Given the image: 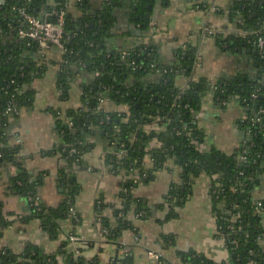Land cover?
Segmentation results:
<instances>
[{
    "label": "trees",
    "instance_id": "trees-1",
    "mask_svg": "<svg viewBox=\"0 0 264 264\" xmlns=\"http://www.w3.org/2000/svg\"><path fill=\"white\" fill-rule=\"evenodd\" d=\"M68 1L53 0L50 4L49 0H0V176L5 162L22 165L18 145H3L8 140L9 119L24 108H32L35 99L33 81L48 70L47 63L30 56L39 52L37 42L19 38L22 20L16 7L25 6L37 16L62 9L65 10L66 34L65 50L56 77L60 98H70L76 71L95 75L83 86L81 107L68 108L65 113L55 112L63 141L60 149L71 168L93 149L95 144L88 135L94 131L101 133L113 147L104 154V163L121 177L119 201L107 203L101 195L95 201L96 217L101 230H105L107 241L115 243L118 249L124 248L122 233L135 228L130 214L139 218L151 215L153 207L145 198L135 196L134 189L153 180L156 172L173 160L180 167V180L171 184L164 201L155 207L167 208V218L177 217L178 209L192 192L195 178L201 174L209 175L216 236L224 239L229 251L228 260L223 261L211 259L194 249L179 251L180 261L176 264L264 263L261 244L264 198L258 200L254 196V189L264 175V48L257 45L258 37L264 36V0H238L226 12L242 33L224 36L223 31H216L214 35L220 47L245 51L259 70V79L238 75L219 77L214 81L205 76L195 77L198 46L192 43L180 46L176 50V61L171 64L162 62L158 53L148 49L151 47L149 42H135L119 51L109 49L106 38L111 36L117 21L115 10L124 0H105L104 8L93 15L88 12L87 0H79L82 15L77 18L68 10ZM166 1L169 2L163 0ZM155 3L156 0L132 2L129 18L141 31H149L150 18L146 14ZM218 12L225 13L223 9ZM48 18L57 20L55 15ZM178 75L187 77L185 85L177 84ZM208 94L222 107L234 99L247 107V117L239 121L240 127L250 136L245 148L229 154L215 144L202 147L206 134L197 123L195 112ZM105 98L128 109H105L100 105ZM9 107L17 112L8 111ZM154 123L163 128H146ZM147 159L152 166L147 165ZM44 174L46 172L32 175L22 167L9 178L7 190L27 198L31 206L30 217L39 218L42 228L56 239L62 232L59 220L68 218L70 209L75 210L81 186L68 170L61 169L58 180L64 188V197L57 206H49L38 197ZM107 207L112 209V218L104 213ZM76 214L78 218L72 219L75 225L81 220L77 211ZM11 224L12 220L0 203V235ZM71 232L54 252H47L34 243H29L20 253L2 249L0 264H95L97 257L88 259L71 248L68 239ZM162 241L174 244V237L162 236ZM108 264L135 262L131 252L126 251L113 257ZM159 264L173 263L161 257Z\"/></svg>",
    "mask_w": 264,
    "mask_h": 264
},
{
    "label": "crops",
    "instance_id": "crops-1",
    "mask_svg": "<svg viewBox=\"0 0 264 264\" xmlns=\"http://www.w3.org/2000/svg\"><path fill=\"white\" fill-rule=\"evenodd\" d=\"M79 0H69L68 10L74 17H80L82 10ZM238 0H156L151 8L150 29L141 31L130 18V7L133 0H124L115 10L117 21L112 28L111 36L106 44L111 50H121L133 43L149 42L151 49L158 53L159 59L171 64L176 61V50L185 43L198 46V66L194 69L196 78L205 76L211 80L219 77L233 78L244 75L251 79H259V70L250 56L245 52L230 51L220 47L216 42V32L206 31L212 27L223 35L242 33L235 21L229 19L226 11ZM89 13H97L104 8L105 0H87ZM224 10L220 14L218 10ZM27 54H31L27 52ZM33 58L48 64V70L42 77L33 81L35 99L32 108H24L18 115L9 119L7 142L5 145H18V157L21 167L13 162H5L1 167L0 203L12 224L0 235V251L8 248L16 253L24 251L29 243L42 246L47 252L56 251L68 232L74 231L82 238L83 254L88 258H98L95 264H108L109 261L124 252H131L135 264H159L149 256V251H157L168 262L180 261L178 252L194 249L216 261L228 260L229 251L223 238L216 236V218L212 209V180L207 174L195 178L192 192L186 203L178 209L179 215L167 218V208H158L164 201L166 193L173 182L180 180V167L169 160L166 166L156 172L150 182L141 183L134 189L137 197L145 198L153 207L150 216L139 218L134 213L130 219L134 229H126L121 236L124 248L118 249L112 242L103 241L100 222L96 217L95 201L103 196L107 203L119 201L121 177L112 173L104 163V154L112 150V146L101 133L94 131L88 139L94 142L93 149L84 158L68 168L67 158L61 151L62 137L58 127V110L65 113L68 108H79L83 105L81 93L83 86L95 75L84 70L76 71L73 76L71 95L68 100L60 98V89L56 85L59 62L63 52L52 46L46 52L31 54ZM153 78V76H150ZM264 80V76H262ZM178 85H185L187 77L178 75ZM102 105L105 109L120 108L110 99L105 98ZM224 105V104H223ZM247 107L238 100H232L225 106L216 104L208 94L201 108L195 112L197 123L205 130L206 141L202 146L215 144L225 153H233L245 148L250 140L249 133L242 129L239 121L246 115ZM64 117V116H63ZM61 117V118H63ZM148 160V159H147ZM148 166L152 162L148 160ZM24 168L32 175L42 172L44 179L38 188V197L49 206H57L64 197V188L58 177L61 169L68 170L70 176L80 184L75 200V210L81 220L74 224L72 217L60 219L62 232L56 239L51 238L42 228L39 218H31V206L27 198L9 193L8 180ZM256 199L264 198V175L261 183L254 189ZM106 216L112 218V209L104 210ZM23 218H28L25 221ZM264 223V213L262 215ZM172 235L174 244H165L162 236ZM264 248V235L261 239Z\"/></svg>",
    "mask_w": 264,
    "mask_h": 264
},
{
    "label": "built area",
    "instance_id": "built-area-1",
    "mask_svg": "<svg viewBox=\"0 0 264 264\" xmlns=\"http://www.w3.org/2000/svg\"><path fill=\"white\" fill-rule=\"evenodd\" d=\"M2 1V0H1ZM53 0H49V3L52 4ZM16 10L18 11L19 15L21 16L22 24L18 28V36L20 39H27L29 41H35L39 45V51L44 53L46 50L50 49L52 46H56L62 50V52L65 50V10H52L47 11L42 16H37L27 10V7H16ZM55 15L57 17L56 21H52L49 19V16ZM206 30L210 33H214L219 30H215L212 27H207ZM257 45L262 49L264 48V36H259L257 39ZM123 52V54H125ZM198 66V61L195 65ZM98 73H96L97 75ZM105 100L102 99L100 101V105ZM104 107V106H103ZM119 108H115L113 110H118ZM9 110H14L17 112V109L13 107H9ZM7 111V112H8ZM62 115L61 117H63ZM71 124V122H70ZM146 128H156V129H162L160 125L157 123H154L152 125H147ZM203 147V146H202ZM204 148V147H203ZM72 151H75V149H72ZM70 216L72 219H77L76 211L72 208L70 209ZM104 231L102 230V238L103 241H107L106 236L104 235ZM68 239L70 241L71 248L75 251L77 255H82L83 250L81 242L82 238L76 234V233H70L68 235ZM149 256L155 260L160 262V259L162 257V254L157 251H149ZM250 264H264L263 262H257V261H251Z\"/></svg>",
    "mask_w": 264,
    "mask_h": 264
},
{
    "label": "water",
    "instance_id": "water-1",
    "mask_svg": "<svg viewBox=\"0 0 264 264\" xmlns=\"http://www.w3.org/2000/svg\"><path fill=\"white\" fill-rule=\"evenodd\" d=\"M146 16H147V18H149L150 17V13H147ZM148 49H151V47H148Z\"/></svg>",
    "mask_w": 264,
    "mask_h": 264
}]
</instances>
